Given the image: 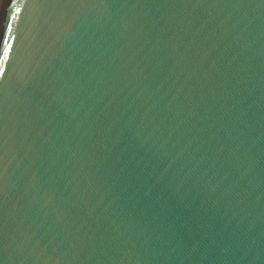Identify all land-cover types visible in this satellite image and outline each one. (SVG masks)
<instances>
[{"label": "water", "instance_id": "obj_1", "mask_svg": "<svg viewBox=\"0 0 264 264\" xmlns=\"http://www.w3.org/2000/svg\"><path fill=\"white\" fill-rule=\"evenodd\" d=\"M0 68V264H264V0H11Z\"/></svg>", "mask_w": 264, "mask_h": 264}, {"label": "bare ground", "instance_id": "obj_2", "mask_svg": "<svg viewBox=\"0 0 264 264\" xmlns=\"http://www.w3.org/2000/svg\"><path fill=\"white\" fill-rule=\"evenodd\" d=\"M11 0H0V42Z\"/></svg>", "mask_w": 264, "mask_h": 264}, {"label": "snow or ice", "instance_id": "obj_3", "mask_svg": "<svg viewBox=\"0 0 264 264\" xmlns=\"http://www.w3.org/2000/svg\"><path fill=\"white\" fill-rule=\"evenodd\" d=\"M19 11V9H17ZM11 48V45L8 46V48L4 49V55L6 56L8 54L9 49ZM4 71L3 68H0V74H2Z\"/></svg>", "mask_w": 264, "mask_h": 264}]
</instances>
